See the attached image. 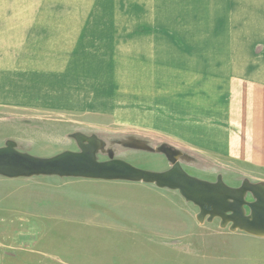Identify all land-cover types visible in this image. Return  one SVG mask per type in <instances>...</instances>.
Segmentation results:
<instances>
[{"label":"rangeland","instance_id":"1","mask_svg":"<svg viewBox=\"0 0 264 264\" xmlns=\"http://www.w3.org/2000/svg\"><path fill=\"white\" fill-rule=\"evenodd\" d=\"M223 4L0 1V146L12 140L20 151L52 156L78 151L73 134L82 133L101 140L99 160L160 171L171 165L169 147L198 178L259 182L214 153L183 150L174 131L162 130L161 109L174 112L182 73L217 80L229 67L230 25L211 14ZM232 52L255 59V49ZM199 107L207 108L190 109ZM0 209L7 249L33 252V264H264L262 239L219 218L200 220L177 190L143 182L1 176Z\"/></svg>","mask_w":264,"mask_h":264},{"label":"crops","instance_id":"2","mask_svg":"<svg viewBox=\"0 0 264 264\" xmlns=\"http://www.w3.org/2000/svg\"><path fill=\"white\" fill-rule=\"evenodd\" d=\"M214 1L224 4L212 16L225 18V23L230 25L227 30L230 43L223 46L231 50L224 61L229 67L217 80L203 76L194 79L192 75L193 79L187 81L182 73L176 84L174 112L167 103L161 109L162 130L170 134L174 131L175 140L183 150L192 144L230 163L238 173L251 172L259 182H264V0ZM249 5L252 9L248 12ZM232 49H255V59H248L249 54L233 53ZM180 61L176 63L195 64L194 59L187 63ZM239 65L246 68L236 67ZM201 93L205 95L202 102L199 101ZM198 105L207 108L190 109ZM245 235L264 241V237ZM7 246V239L0 237V264H23L22 261L33 264V252L23 256L9 251Z\"/></svg>","mask_w":264,"mask_h":264},{"label":"water","instance_id":"3","mask_svg":"<svg viewBox=\"0 0 264 264\" xmlns=\"http://www.w3.org/2000/svg\"><path fill=\"white\" fill-rule=\"evenodd\" d=\"M79 150H64L52 156H36L16 148L7 140L0 146V176L8 178L35 175L82 177L100 180L143 182L158 188L177 190L198 207V219L219 218L232 230L264 237V182L243 180L239 186L226 184L221 176L208 181L189 174L175 156L167 155L171 165L160 171L140 168L110 157L99 160L97 152L102 142L96 136L74 133ZM165 150H177L166 147ZM166 153V152H165Z\"/></svg>","mask_w":264,"mask_h":264},{"label":"flooded vegetation","instance_id":"4","mask_svg":"<svg viewBox=\"0 0 264 264\" xmlns=\"http://www.w3.org/2000/svg\"><path fill=\"white\" fill-rule=\"evenodd\" d=\"M166 147L163 148V152L164 154L167 156V155H170L171 157L173 156H176L175 153L173 151H170V150H165ZM166 152V153H165ZM168 157V156H167ZM169 159V158H168Z\"/></svg>","mask_w":264,"mask_h":264}]
</instances>
